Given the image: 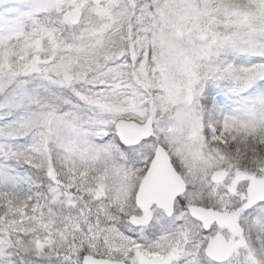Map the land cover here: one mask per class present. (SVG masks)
Here are the masks:
<instances>
[{
	"label": "rangeland",
	"instance_id": "1",
	"mask_svg": "<svg viewBox=\"0 0 264 264\" xmlns=\"http://www.w3.org/2000/svg\"><path fill=\"white\" fill-rule=\"evenodd\" d=\"M1 110L0 264H81L86 254L216 264L204 254L211 236L184 214L129 224L160 144L190 187L186 202L239 214L223 264H264V202L242 212L264 174L233 152L239 142L262 150L252 140L264 136V0H0ZM149 117L152 136L138 147L110 135L119 118ZM216 170L228 172L224 184L211 183ZM34 173L45 183L24 186Z\"/></svg>",
	"mask_w": 264,
	"mask_h": 264
},
{
	"label": "water",
	"instance_id": "2",
	"mask_svg": "<svg viewBox=\"0 0 264 264\" xmlns=\"http://www.w3.org/2000/svg\"><path fill=\"white\" fill-rule=\"evenodd\" d=\"M82 10L75 9L67 15V20L73 24H79ZM194 94L191 90L187 92V100L192 103ZM153 130L151 117L145 123L135 120L120 119L115 125V134L124 146H135L150 138ZM228 174L215 171L212 182L220 183L227 178ZM186 184L181 175L172 164L171 157L163 145H158L145 178L141 182L135 196L136 205L143 212L142 217L132 216L130 223L134 226H147L152 220L150 209L157 205L165 210L168 216L173 211V203L176 197L185 192ZM248 202L244 209H249L256 204L264 202V176L254 179L247 188ZM193 218L203 224L204 230H208L213 223L231 229L236 232L239 228L237 217L231 213H221L213 209L201 206L190 207ZM234 253L233 242H227L222 235L214 237L206 248V255L216 262L222 263L229 260ZM82 264H128L123 261H112L107 258H97L85 255Z\"/></svg>",
	"mask_w": 264,
	"mask_h": 264
},
{
	"label": "flooded vegetation",
	"instance_id": "3",
	"mask_svg": "<svg viewBox=\"0 0 264 264\" xmlns=\"http://www.w3.org/2000/svg\"><path fill=\"white\" fill-rule=\"evenodd\" d=\"M120 141V140H119ZM151 160V158H150ZM150 160L145 164V167H144V171H142V179L143 177L145 176L147 170L149 169V164H150ZM172 162H173V165L175 167V169L177 170V172L182 176V178L184 179L185 183H186V190L185 192L181 195V196H178L175 200H174V203H173V211L171 212L172 214L170 216H168L166 213L165 210L163 209H160L159 207H157L156 205H153L150 209V212L152 213L153 217H152V221H151V224L149 226H146V227H139V228H136V229H150L153 221H155V219L157 217H163L167 220H171L173 219L174 217H176L179 213L182 215H186L191 221H193L194 223L200 225L202 227V225L195 219H193L191 216H190V207L191 206H202V207H205V208H213L214 210H217V211H220V212H229L228 210H224V209H221V208H218V206H209V205H202V204H189L188 202H186L184 200L185 196L187 195L188 191L190 190V187L183 175V173L180 171V169L178 168L177 164L174 162L173 158H172ZM227 181V180H226ZM225 181V182H226ZM225 182L223 183H220V184H213V185H221V184H224ZM247 201V200H246ZM246 201L244 200V203L242 205V212L243 213H246L248 214L249 212H252L254 208H256L257 206H254L248 210H245L243 209V206L245 205ZM134 215L136 216H142V212L137 209V212L133 213ZM132 214V215H133ZM237 216L239 217V214H237ZM205 232V231H204ZM206 234H209L211 236L210 240L215 237L216 235L218 234H221L223 235L227 240L231 241L232 239L229 237V234H236V233H232L229 229H226V228H223L221 227L220 225L218 224H213L210 226V228L205 232ZM233 243H234V246H235V242L234 240H232ZM235 251H236V246H235Z\"/></svg>",
	"mask_w": 264,
	"mask_h": 264
},
{
	"label": "trees",
	"instance_id": "4",
	"mask_svg": "<svg viewBox=\"0 0 264 264\" xmlns=\"http://www.w3.org/2000/svg\"><path fill=\"white\" fill-rule=\"evenodd\" d=\"M2 118H4V113H2V110H1L0 111V120ZM252 141H253V146L256 149L259 148V147H262V150L255 152L254 151L255 149L252 146H250V148H252V149H249L250 142H248V145H245V143L239 142L242 145H239L240 146L239 150H238V147H237V152L236 151H233V152L237 153V155H239V157L244 159V160H250V162L253 165L254 169L256 171H258L260 174H264V136L263 137H260V135L256 136ZM249 167H251V166H249ZM253 167H251V168H253ZM98 173H100V172H98ZM38 181H41V182L44 181V183H45V180L41 179V174L34 173L33 175H28L27 178H26V182H25L24 186H30V185L33 184V182L35 184ZM19 193L20 192H18L17 197L21 196V194H19ZM55 219L57 220L58 217H56ZM63 229H64V225L61 222V220L58 219L56 221V223L53 225L51 231L54 232L55 233L54 235L57 236L58 234L61 235L60 232Z\"/></svg>",
	"mask_w": 264,
	"mask_h": 264
},
{
	"label": "bare ground",
	"instance_id": "5",
	"mask_svg": "<svg viewBox=\"0 0 264 264\" xmlns=\"http://www.w3.org/2000/svg\"><path fill=\"white\" fill-rule=\"evenodd\" d=\"M105 135H107V134H105V133L102 134V136H105Z\"/></svg>",
	"mask_w": 264,
	"mask_h": 264
}]
</instances>
